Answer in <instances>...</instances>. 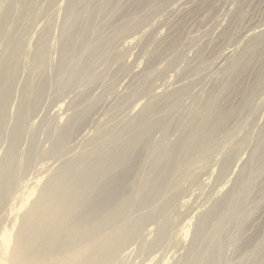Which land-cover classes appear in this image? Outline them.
I'll return each mask as SVG.
<instances>
[{
    "label": "rangeland",
    "instance_id": "obj_1",
    "mask_svg": "<svg viewBox=\"0 0 264 264\" xmlns=\"http://www.w3.org/2000/svg\"><path fill=\"white\" fill-rule=\"evenodd\" d=\"M68 1L70 0H0V19L10 10V17L0 36V62L3 63L10 56L12 49L9 50L8 47L18 41L23 43L20 48V70L13 89L14 99H11L9 105L5 139L14 125L18 107L23 102L21 94L27 81L32 94L40 88L45 78L52 80L43 105L41 104L42 107L40 106L31 122L33 126H38L42 120L48 119L37 133L38 148L42 152L51 147L49 130L55 125L65 126L74 114L71 105L76 97L87 93L91 100L98 99L89 120L72 144L73 152L70 150L66 153L64 160L78 156L85 150H93L94 146L89 140L98 137L101 128L120 127L134 117H140L143 109L158 97L183 89L184 94L156 116L168 120L170 131L167 136L159 130L151 136L153 143L172 145L187 130L194 113L212 96L216 99L222 116L231 115V119L218 133L217 146L207 157L202 158L204 161L198 158L191 169L178 171L172 177L174 187L167 192L165 198L168 200L167 198L175 197L167 218L171 227V242L169 240L167 244L164 243L167 248L163 244L156 252H144L156 240V229L165 220L160 219L163 223L158 222L157 225L148 223L141 235L146 245L143 248L141 237L138 239L140 242L134 241L137 244L132 242L123 251L122 262L178 264L192 243L199 219L217 202L232 194L238 182L250 170L252 177L247 202L243 207V214L232 222L237 225L233 244L226 247L225 256L232 264H245V259H241L243 251H251L259 243L255 252L249 254V258L253 260L256 257L257 264H264V164L255 157L257 147L264 149V59L257 62L252 60L253 54L264 47V0H149V6L141 12L142 15L147 12L148 19L137 27H131L124 37L115 42L110 61L97 66L98 72L104 73L103 78L89 86L79 84L61 94L63 77L57 76L55 68L60 61L61 29ZM25 2H30L32 8L26 17L23 15ZM124 2L134 13L141 11L135 0H122L123 6L126 5ZM124 9L117 13L110 12L104 19L103 0H93L89 8L81 13L80 24L94 16V29H102L105 33L109 31L108 34H111L114 28L125 22L122 16ZM40 52L45 67L33 72L35 58ZM241 58H245V64L249 60L250 63L245 67L241 65L238 73L230 74V70ZM148 75H151L150 92L133 98L134 100H127L134 89L146 84ZM108 86H111L109 91ZM116 105H120L119 111L118 114H113L111 111ZM173 105L179 109L172 112ZM240 107L241 110L237 112ZM99 143L100 147L105 145L102 141ZM144 143L145 141L138 150L140 171L136 178L139 184L147 178L151 164V156L143 146ZM5 144L7 143L0 145L1 158L6 151ZM61 159L47 161L37 157L33 161L18 194L9 200V205H4L0 214V246H6L5 238L8 235L10 238L15 235L24 212L36 200L39 189L60 166ZM243 195L241 190L237 192L239 199ZM1 206L3 207V201L0 202ZM231 230L229 227V232ZM140 249L142 250L139 251ZM9 252L10 250L7 258Z\"/></svg>",
    "mask_w": 264,
    "mask_h": 264
},
{
    "label": "bare ground",
    "instance_id": "obj_2",
    "mask_svg": "<svg viewBox=\"0 0 264 264\" xmlns=\"http://www.w3.org/2000/svg\"><path fill=\"white\" fill-rule=\"evenodd\" d=\"M92 1H68L61 29L60 61L55 68L57 76L63 77L60 84L61 94L78 87L79 84L89 86L103 78L104 73L98 72L97 66L108 62L115 42L124 37L131 27H137L148 19L147 12L143 15L141 12L149 6V0H135L141 8L138 13L131 11L125 2L126 5L123 6L122 0H103L104 19L110 12L117 13L118 10L125 8L122 12L125 22L108 34L107 30L105 33L102 29H94L92 23L94 16L80 24L81 13L89 8ZM31 9V3L25 2L24 17L28 16ZM9 17L10 10H7L0 19V36ZM21 47H23L21 41L11 47H4V50L12 49V52L6 61L0 62V145L7 143L4 147L5 153L2 154V158L0 157L2 159L0 160V202L3 201L0 214L4 205L18 194L22 180L37 157L47 161L63 159L59 163L60 166L55 167L54 173L39 189L36 200L29 203L30 206L21 217L15 235L10 238L6 234L8 235L5 238L6 246H0V264H123V251L141 237L148 223L157 225L160 219L166 222H162L163 224L160 222L162 225L159 224L158 229L155 228L156 240L143 251L151 253L161 248L165 242L167 244L170 240L171 228L167 218L175 197L167 198L168 200L165 198L167 192L174 187L175 181L172 177L178 171L189 169L196 159L203 160L202 158L207 157L206 155L216 148L218 133L226 127L231 115L222 116L216 99L210 96L194 113L189 127L177 142L168 146L153 143L151 136L156 130L161 131L164 136L170 131L168 120L156 116L163 108L169 106L168 104L171 105L179 99L184 90L178 89L158 97L155 101L152 100L153 103L143 107L140 117L129 119V122L120 127L117 125V128H101L98 137L88 139L94 146L93 150L87 152L85 150L79 155L77 153L78 156L64 160L66 153L72 149L78 132L89 120L91 110L98 99L91 100L87 93L76 97L71 105L74 114L65 126L55 125L49 130L51 147L42 152L38 148L37 133L48 119L42 120L38 126H33L31 122L42 107L41 104L52 80L45 78L40 88L32 94L27 81L21 94L23 102L18 107L14 125L9 132L7 131L8 135L5 139L9 122V105L14 96L13 89L20 70ZM262 59H264V47L252 56L254 62ZM177 60L178 58L172 61V64ZM249 63L250 60L246 62ZM246 64L245 58H241L228 72L238 73L239 67L241 65L245 67ZM44 67L45 61L40 52L35 58L32 71L38 72ZM145 83L134 89L127 96V100L150 92L151 75H148ZM110 89L111 86H108L107 90ZM117 105L111 111L113 114L119 111L121 104ZM174 105L171 107L172 112L179 109ZM240 110L241 107L236 111ZM99 141L105 145L98 146ZM144 141L143 146L151 156V164L146 174L147 178L139 184L136 178L140 171L138 150L141 149L139 146H142ZM110 145L113 147L110 148ZM255 157L264 164V149L257 147ZM251 177V171L248 170L232 194L217 202L199 219L192 243L178 264H232L226 260L225 250L227 246L233 244L237 223L232 224V222L243 214ZM239 190L244 194L241 199L237 196ZM229 227L232 233L229 232ZM171 233H173L172 229ZM142 244L144 248L146 243ZM258 244L251 251L250 249L243 251L241 259H245V264H257L258 259L255 257L250 260L249 254L255 252ZM8 250L10 252L7 258ZM263 258L264 256L262 260ZM158 259L161 262L160 257Z\"/></svg>",
    "mask_w": 264,
    "mask_h": 264
}]
</instances>
